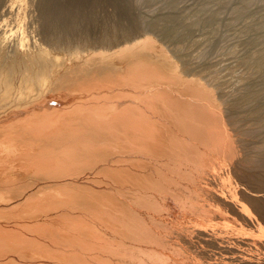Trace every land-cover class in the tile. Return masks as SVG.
Returning <instances> with one entry per match:
<instances>
[{"label": "bare ground", "instance_id": "1", "mask_svg": "<svg viewBox=\"0 0 264 264\" xmlns=\"http://www.w3.org/2000/svg\"><path fill=\"white\" fill-rule=\"evenodd\" d=\"M101 1L102 0H0V18H1L0 23L2 22L6 23L7 17L9 16L14 19V24L8 27L9 33L7 34L6 32L7 29L5 32H3V34L0 33L1 34L0 35V114H2L4 111L14 109V106H16V104H19L16 107L21 108V110L17 111V113H15L13 118H10V120H2L0 118V141L4 143L3 146L10 145L11 146L10 152H12L7 155L9 156L7 160H4L5 159L4 154L0 153V264H109L107 263L108 262L107 254L109 255L110 253L112 254L116 253L119 255V253H117V250L120 249H117L116 246L120 247L121 245V244L117 245L119 243L116 242L117 235L114 234L116 238H114L115 236L113 238L111 237L109 238L108 235H110L111 233L113 235L112 230H114V232L116 231L115 232L116 234L120 230L119 237L121 236V233L122 234L125 233L128 236V238L130 236L131 237L130 239H133L134 242L137 239H141L142 241L139 240L141 241L140 242L141 244L142 242L147 240L145 238L149 239L147 240L148 242L150 241L151 237L155 236L154 238H156V234H158L156 231L159 228L162 227L164 228L165 224L162 222L161 218L159 219L156 216L158 218V220L156 219L157 222H160L161 220L163 225L158 227L156 222L157 230L155 231L153 230L155 228H149V230L150 229L153 230L152 231L153 234L152 233L150 234L151 231H147L148 228L146 226L148 225L149 227V225L151 226V224H147L146 220L148 218H146V220L144 219L145 213L146 214L149 213L146 210H144L143 207L148 206L146 209L150 210L149 206L151 205L148 204L151 200H149V196H152L151 198H153L154 194L156 193L153 192L154 193L153 195L152 194L149 195V193H151L152 191L148 193L147 190H146L147 192L144 190L146 192L145 193L142 190L139 193V195L137 194L140 191L138 189L139 181H137L139 179L137 176L138 174H136L137 173L136 169L135 172L133 170L135 167H137V165L138 167H140L141 164L144 163L142 162L144 161L143 160L144 158L143 159L140 158L142 161H140V159L138 158H135L136 155L132 154L134 151H136V153L140 157H141V155H139L140 151L143 152V154L142 153L141 154L144 155V152L146 150L148 152L145 153L151 152L152 154L150 155L153 156L154 154L155 155L160 154L159 157L161 156V154L163 156V154L170 155L173 153V157L169 156V158L171 157L170 159L171 161L176 162L175 164H178L177 162L180 163L185 162L187 164V165L183 164L185 169L188 168L190 169L185 171L184 168L182 167L183 168L182 171L184 172H181V170L179 171L181 165L178 168V165L176 167V165L174 164L173 169L174 167L176 168L175 170L173 169L171 170L172 167L169 168L170 172L172 171L171 173L174 174L176 173V169L178 168L177 170L179 171L180 174L179 173L176 174H178V176L181 175L182 178L179 176L180 179L179 180L178 178L176 179L177 176L174 178V176L172 175L174 178V181H172L173 178L172 176H169L170 173L167 172L164 173V171L167 170L166 166H171L173 164L168 160L169 158H166L168 161H163V159L160 160L159 158H157V160L159 159L160 162L163 161L161 163L158 162L159 164H163V166L166 167L165 170H163L160 167H157V165L159 164L156 163L157 162V160L155 159L156 156L154 157L151 156V158H149L148 156L149 154L143 156L146 159L147 156L149 159H154L153 163L156 160L155 162L156 165L154 167L157 168L154 171V173L156 171L158 172V170L160 171L161 169L162 171H160L159 173H161L162 175L160 174L159 178H157L158 175H156L154 179L155 181L152 180V177L155 175H153L152 177L149 175L150 177L149 180H144L146 178L145 175V178L143 177L144 179H142L144 181H141L140 179L141 182L140 184L146 186L144 187L146 189L148 188V185L149 187H153L155 190H157L155 191L158 192L157 194L160 193L159 196L160 195L164 196L163 201H165L166 198L167 201L166 203L164 202L163 204H160L162 202L159 203V199H158L159 197H154L152 199V201H155L156 200L155 198H157L158 201L157 203H159L160 205H164L163 207L166 212L168 210V208L166 207L173 208V212L178 211L176 209L174 210V206L172 205L171 202L172 199H174L175 201V199L177 198L176 201L177 200L178 201L176 203H178L184 200L185 198H188L189 196L190 201L187 200L185 203L186 200L185 199L184 203L187 204L189 202L187 204V207L192 211L193 215L195 214L193 213L194 211L193 209L196 210L197 208V211L202 210L201 212H205L207 208L209 209V206H211L210 207L211 209L212 205L220 206L221 207V208L219 207L220 210L222 208L224 210L225 208L226 210L236 211L237 214L241 215L242 211H245V213L246 210L252 211V209H244L245 201L247 202V200L250 203H254V206L256 208L253 207V209H255V212L257 210L258 213L264 214V203L261 201V196H260L261 195L260 193H264V184L263 185L261 184L262 187L260 186V183L258 185L261 187L260 189L263 190V192H259V194H254L253 192L251 193L252 194L251 196L249 195V197L245 196V194L243 195L244 191L242 190L243 192L241 195H243L244 197H243V201L240 200L239 202L238 198H236L238 196V192L236 191L237 196L235 195L236 196L235 197L233 195L234 190L232 191V188L228 187L232 185V187L235 188L233 184H230L232 183V181H230L229 178H231L236 173L233 174L232 176H229V178H227L229 181L228 183L230 185L229 184L226 185V180H225L226 177L224 178L225 182L217 181V179L216 180L212 179V177L215 176L213 174H209L211 175L210 176L211 178L207 177L206 181L205 180L202 181V179L197 178V174L200 173L199 170L202 171L203 168H207L206 166L209 165L208 166L209 168L211 165H214L212 160L215 161V158H217V160L218 158H220L221 162L226 161L225 163H227L228 165L231 164L232 166H236L234 164L235 159L237 160L238 165H240L242 161L246 163L245 161L250 162L252 160L254 161L255 159H256L255 161L262 160L264 162V16H262L264 12H262V14L259 13L261 14L262 17L261 18L258 15V17L261 18L260 20H256L257 18L256 19L254 18V20L256 21H254L253 24L248 22L250 26L247 25V29H252V30L254 29L256 31L255 32L253 30L255 36L253 38L252 37L249 38L250 40H247L248 44L255 47V53L246 54L241 59L240 63H238L239 65H243L245 70L248 71V73H247L246 82H243L244 81L243 77L240 76L242 90L235 97L232 95L234 98L233 97L230 98L228 95L234 91L232 86H234L235 84L231 86L229 85L230 88H232L231 90L233 91L230 90L231 92L230 91L229 93L227 92L228 94L226 95L231 100L228 99L230 100V102L227 100L229 103L226 104V109L224 108L225 111L229 113V115L226 113V116H228V118L230 119L228 120L227 117H225L224 119V117L221 116V114H223L225 111L219 114L220 113L219 110L222 107V103L224 102H218L220 101V98L216 96L217 91H213L215 89L214 86L212 89L211 83L210 85H207V83L206 84L203 83L204 79L206 78L205 76L208 75V72L212 73V79H211L212 81L214 80L216 81L217 78L222 79L221 74H220L221 77H218L220 75L213 74V72L216 73L215 72L216 68L212 66L213 63L206 64V61H203L204 63L201 64L200 62L201 67L199 66L198 68L201 69V72L203 71L207 72V75L203 73L205 76L202 74L204 76V79L201 80L200 79L201 77L198 78L199 77L197 75L198 73H196L197 75L196 77L194 71L192 70L191 71L193 74L191 76L195 75L196 79L194 76H193L194 78H192L191 76H190L191 78L189 77L190 79L186 78V76H188L187 74L190 73L189 70L193 69L190 66L193 62L191 64L188 62L189 55L185 52V50L183 51V49L185 48L184 46L185 41L189 40L188 38H190L189 36L191 35L192 32L193 23H188L184 21L183 17H181L182 15H179L177 13L176 0H167V2L165 1L164 3L166 4H164V6L166 5V7L164 8H166V11L165 9H162L164 10V12L159 13L158 16L156 14L155 15L156 18L154 19H151L150 17L149 18L150 20L146 19L145 17H142L144 21L141 19V16H139L140 18H137L136 17L137 15L135 16L133 14V11L130 8L131 6L128 0H105L108 1V3L111 2L112 6H114L115 12L112 13L111 16L114 17V15L116 14L117 17L116 16H115L116 18L114 17L116 19L115 21L110 19L112 18L110 17L109 20L113 21L111 25L101 28L102 34H100L99 38L94 40V36L92 39L90 31L92 30L91 28L92 25H94V23L102 20V19L99 20L98 18L99 13L96 14L97 13L96 10L98 6L101 5ZM211 1L213 2V0H204L202 7L200 6L201 9L199 11L201 13L203 12V15L198 19V21H204L210 25H215L216 20L220 21L218 20L219 11L217 9L216 10L218 12L212 10L213 8H207V7H212V6H207V5H212V3H210ZM226 1L227 0H215L216 3H219L221 5V7L222 4L223 6H225L224 3L229 2ZM238 1H240L237 2L238 5L235 4L236 7L235 8L233 7L234 11H232V13L234 12V17H239L244 14L251 15V11H252L251 5L253 3H256L258 0H238ZM134 5L137 6V4ZM218 5L216 4V6ZM106 6L110 7L111 5L110 6L106 5ZM133 7L134 6L132 4V8ZM105 8L108 10L107 7ZM112 9H110L111 12L114 10ZM31 13L36 14V19H37V28L32 30L34 34H31L30 31L26 29L27 28L26 18H28L29 14L31 15ZM107 15L105 17H107ZM100 18L103 17L101 16ZM123 18H127V21H125V19ZM144 18L146 19V21ZM105 23H108V20ZM2 24H0V27H3L1 26ZM142 25L143 27L145 26L147 28L153 29L154 31H158L159 35L164 37L163 39L167 38V40L170 39V41L172 39L176 41V44H178L177 42H179L178 45L180 46V48H175L174 42L173 43L170 42L171 44H174L173 47L176 50L175 49H174L175 51L172 49L171 50L177 56L178 61H175L174 59L173 61L171 58H173L174 56L169 58L170 56L166 55L167 51H162L165 50V48H162L164 47L163 43H162L163 45L160 44L162 47L160 45L158 46L160 47V49L158 47L156 49L155 47L159 42H155L156 44L154 47L152 45V42L150 41L152 39H153L152 41H157V40H154L156 38L151 39V37H149L148 35H143V38L144 36H146L149 37L151 40L149 38L140 40L139 38L138 40H135L129 45H125L122 48L114 49L112 51H101V50L91 51V52L83 51L82 48L83 45L91 44L93 42H102L106 44L110 43L112 40L119 38L120 35H122L123 37V34L124 35L129 34L130 32H133L134 29L136 28L138 29V27ZM217 25L219 26L218 22ZM97 26H99V24ZM100 27L97 30H100ZM92 33L96 35L94 31ZM213 35L215 36L216 34ZM218 35L216 36V39H218ZM163 39H161L162 42ZM213 39L215 40V37H213ZM220 40H222L221 37ZM189 41L187 42L189 43ZM206 41H211V39ZM190 42L192 43V41ZM211 42L214 45L215 42H213V40ZM170 43H168V45ZM212 44H208L209 45L208 47H210V45ZM213 45L211 47H213ZM150 46L153 47L150 49ZM181 46L184 48H182ZM218 48H219V44L217 46V49ZM153 49L156 50L153 51ZM171 50L169 51L172 52ZM206 51L208 52L209 50ZM211 51L214 52V49L213 50L211 49ZM215 51L217 52V50ZM163 52L166 53L164 54ZM201 54H203V52H201L200 55ZM190 58L192 59L193 57L191 56ZM206 58L203 60H206ZM210 58L212 61L213 58L212 57ZM191 59H189V61ZM211 61L209 60L210 63ZM175 62L177 64H175ZM233 71L234 74L235 70L233 69ZM99 74L103 75V77L99 76ZM209 75L211 76V74ZM97 76H99V78ZM102 78H109L106 81H108V86L110 87L111 84L116 86V83H118L120 85H130L132 89H130L129 91H123L117 93L115 96H109L108 88H105V90H103L102 88L97 89L99 84L103 82V80H100ZM197 78L198 80L200 79L199 82ZM75 79L76 81H74ZM219 79L216 82H223V80L219 81ZM206 80H209V78L208 79L206 78ZM211 80H209V82ZM67 81H69L71 84L72 81H74L73 87L71 85L72 87L71 90L73 89V91L70 90L69 93L67 91L66 93L67 95L64 98L61 97L63 100L68 101L67 103L63 102L60 104L55 103L54 105L48 104L47 106H43L45 102L43 103V101H41V103L43 104L41 106L40 101H38L37 103H39L41 107L39 106L40 108H34L36 107L37 104L34 103V105H32V103L38 100V99L36 100L35 96H39L40 98L39 95L40 89L38 88L49 82H51L50 84L52 86L53 84L54 85L55 83L59 84L60 82L63 88L62 86L60 87L57 84V86L60 88L58 89V91L63 89L68 90V88L70 89L69 85L67 86L65 85L66 87L64 86V84H66ZM61 82H64V84ZM165 82L168 83L167 84L168 87L170 86L169 84H172L174 86V83H176V86L179 88V90L177 91L178 93L183 89V92H181V94L179 95L182 96L184 94L185 95L181 99H178L176 97L178 96L180 98L181 96H179L178 93L176 92L177 93V96L175 93L176 99H173L174 94H172L173 97L170 94L173 92V87L171 86L172 92L166 93L167 90L171 91V89L170 87L168 88L167 86L166 87L168 89L166 88L167 89L166 91L165 89H163V86H165L166 84ZM214 83L213 85H216L217 87L218 86L222 87V85L225 84L222 83L221 85L220 84L218 85V83L215 84ZM154 84L158 85V87L160 88L156 87ZM161 84H163L162 86V89L164 90V91L162 90L163 93L161 92V86H160ZM177 84L182 86V89ZM227 84L228 81L226 82L225 85L228 86ZM151 85H153L152 87H156L157 89L154 88L152 89ZM238 86L239 85L234 86L235 89ZM146 87L152 89V91L147 90ZM220 87L218 89H220ZM224 87L225 86H223L222 88ZM52 89H55V91L53 90L54 93L57 91V87ZM225 89H229V87L228 88L226 87ZM225 89H223L222 91H224ZM35 90L37 91L39 90L38 92H36L37 94L33 92ZM32 92L35 94L33 95L35 98L34 101L26 99V97L28 95L30 96ZM60 93L61 92H59V94ZM217 93L220 94L219 91ZM63 95L65 94H62V96ZM221 95L223 96V94ZM225 97L223 96L222 98ZM26 102H29L32 105V107L29 106L30 108H25L24 105L26 104ZM216 103H218V107L219 104H221L219 109H217L218 107ZM157 106H160L166 111H169V113L173 115V117L170 115L169 117L167 116L164 117L165 118L167 117V119L169 118L172 119L173 120L172 122L171 120L169 121L173 123L175 126H178L176 127V129L179 128L180 131H178V129L175 130L178 131V133L181 132V134H177L176 132H175L176 134L173 133L174 126H172L171 123H170L171 125L169 124L168 126L170 128L169 131L173 128L171 130V133L170 132L169 134L166 132L164 133L163 126H166L168 122L166 125L163 126L159 125L160 128L162 127V131H161V129L157 124L159 123L158 118L159 117L161 118L162 114H160L161 112L159 113V110H157L161 108L160 107L158 108ZM155 107L156 110L153 111ZM145 108H147L148 112L150 113L146 112L145 110L147 109ZM150 109L151 111H149ZM151 112H153V114L158 113V116L156 115L157 118L152 117ZM153 118H155V120ZM161 120L164 121L165 123V120L160 119V121ZM153 121L157 123L156 125L158 126V128ZM230 122H232L233 125H236V127L232 128L233 127L232 125L231 128L230 126L228 127L227 124ZM161 123L163 122H160L159 124ZM159 129L165 135L163 138L165 140L164 143H162L164 140L162 141V137H161L162 134L160 133ZM232 131H234V133ZM248 146L251 147L249 148ZM114 149H116L117 151ZM125 152H127V154ZM114 153H117L118 155L116 156ZM112 154L115 155L114 158H112L113 157ZM129 154H132L131 157ZM127 155L130 157V159H128L129 163L133 164L134 161L135 163L140 161V163L142 162L140 166L138 163L137 165L134 163L132 165L134 168L132 167L133 169H131V167L128 166L129 163L127 162V160L125 161L126 165L123 166L124 164L123 159H126ZM133 155H135V157H133ZM110 157L114 159V160L110 159L111 161L116 162L117 160L118 162L119 160H121L120 162L123 164L121 165L120 163L119 166L118 164L112 162L113 164H115V166L117 165L118 167H114L113 165H111L110 161L108 164H104L105 162H107L105 160H108V158ZM100 161L101 163L99 164ZM260 161L257 163L259 164ZM150 162L152 161L149 160V163ZM92 164L97 166H94ZM250 164L253 165L252 163H249L248 165ZM217 165L219 167V163ZM256 165L254 164L253 169H255ZM186 166L189 167L186 168ZM89 167H91L92 171H87L88 173L86 172V174H82V177H80L81 181L79 180L78 182L77 179L79 177L78 174L81 171L80 169L89 168ZM261 167H264V165H262ZM141 168L144 169L142 170V172L144 171L143 173L145 174L146 167L144 166ZM211 168H209L208 170L209 171L215 170ZM244 168L247 169L246 166ZM249 168H251V166ZM258 168H256L257 171ZM149 169L151 170L152 168L149 167ZM240 169L241 168H239V170ZM261 169L263 170L264 168ZM137 170L140 171L141 169L140 170L137 169ZM193 170H196L197 174H194ZM218 170L220 169L218 168ZM151 171H153V169ZM247 171L249 172L251 171V169L249 170L247 169ZM254 171L250 173L253 174ZM263 172L264 170L261 171V173ZM80 173H82V171ZM139 173H141V171ZM212 173H214V171ZM222 174H224L223 171ZM229 174L232 173H228L227 176ZM252 174L251 176H253ZM256 174L255 176H257ZM258 174L261 176L263 175L260 174V172ZM104 176L105 177L107 176V179L109 177V179L107 180ZM139 176L141 177V175ZM186 176L188 182L193 183V185L191 186L192 189L191 187L190 188L188 187V189H191L187 191L189 192L188 195L187 192L185 191L187 189L186 188L187 186L185 187V184L181 183L186 188V189L184 187L181 188V189H185L184 192L183 190L180 189V182H179L183 180V177ZM202 176L203 174L201 175V178ZM26 177H28L27 179H29V182L26 179ZM246 177L247 176H244L243 178ZM23 178L26 180L22 181ZM254 178L256 179V177ZM30 179H34L33 180L34 182ZM35 179H36L35 187L30 188L29 186L35 183ZM233 179L235 178H232L231 180ZM187 180L185 181L187 182ZM250 180L253 179H249V183ZM17 182L20 183L15 184L14 186L13 184ZM22 182L25 183L27 182V185L28 183L30 184L32 182L33 183L29 185L28 186L29 188L27 189V187L25 186L26 184L23 183L24 185H22ZM92 182H95L96 185H93ZM258 182H260V179L258 180ZM261 182L264 183L263 181ZM238 183L239 181L237 182V184ZM249 183H247V187L251 185ZM240 184L244 185L242 183ZM18 185H20V187ZM223 185L227 186L226 190L228 191L229 194L224 193V195H221L219 192H217V190L220 188L218 186H221V188H225ZM12 186H14L15 188ZM22 186L24 187L22 188ZM125 186L126 188L127 186H130L129 188L130 190H127L126 188L123 189V187ZM216 186L218 187V189H216ZM251 186L253 187L254 185ZM238 187H236V189ZM243 187L242 189H245ZM11 188H14L15 191L19 189L20 190L16 191L14 194L13 193L14 190H12L13 192L9 190ZM132 188H136V190L139 191L135 193L136 190L134 189L135 190L134 191ZM153 188L151 189L148 188V189L153 190ZM255 188L258 190L259 187H255ZM141 189H143V187ZM9 191L11 192L12 195L9 193ZM182 193L183 195L186 194L187 197L185 195V197L182 198V200L180 201L181 197H183ZM122 195L125 196L128 195L129 197L128 202H130V200L133 198L135 199V201H133L132 199V202L133 203L136 202L135 205L143 204L141 207L143 209L141 210H144L146 212L144 213L143 211L139 210V212L141 211L140 214L143 213V215L137 213L136 211L137 209L135 208L136 206L139 205H136L134 208V205L131 206L130 204V207L128 205V208H126V206H124L123 204L125 202L126 204H128V202L124 200L126 199V197ZM193 196H196L195 197L196 199L192 198ZM120 197H124V199L123 198L122 199L125 202L122 201ZM240 198H242V196ZM199 199H201V201L203 202L201 203ZM139 200L140 201L142 200V202L140 203ZM194 200H196V202ZM122 202L124 203L122 204ZM153 204L155 203L153 202ZM182 204L183 203H180V205L179 203L177 204L180 207V209L185 207L184 204L183 206ZM155 205H154L155 207L158 206V204ZM153 208L154 207L151 208V211ZM183 209L181 213L184 212L185 209L184 210ZM212 209H215V207ZM153 210L154 212L155 211L157 212V210L163 212L162 211L163 208H161V206L160 209L158 207L157 210L156 208H154ZM190 210H188V213ZM134 211L136 214L134 213ZM168 212H170L171 214V211ZM201 212L200 214H203ZM151 213L152 212H150L149 216L151 215ZM196 214L195 217L199 215ZM220 215L221 214H219V216ZM234 215L233 217L235 218L236 216ZM149 216L147 215L146 217ZM150 217L151 219L153 218L152 216ZM228 217H224L223 220L225 218L228 219ZM139 218L141 219V221H139L140 220ZM93 219L94 221L98 220L99 226L100 225L103 226V224H106V226L105 225L104 226L105 227L108 226L111 230V233L110 234L106 233L107 232L106 229L108 227L105 230H103L104 232H101L102 227L100 229L97 228V226L94 225L97 222H94ZM144 220L145 223L143 224ZM231 220L235 221L236 219L235 220L231 219ZM243 220L244 219H242V223ZM99 221H101L102 223ZM140 222H142L143 225ZM195 222L192 223L190 222V223L191 225L192 224L194 225ZM165 223L167 225V221ZM187 223L184 224H186L187 226ZM242 223H240L239 221V224L241 226ZM184 224L183 226L185 227ZM197 224H195L197 229L205 228L204 224L203 227L201 226L202 223L197 222ZM213 224L211 225V227L212 226H213L212 228L216 227V225ZM169 225L171 226V222ZM174 225L171 228H175ZM177 225L178 228L180 224ZM225 225L228 228L227 224L222 225V227H224ZM240 225L239 228L244 227V226L240 227ZM206 226L209 227L210 225L209 226L206 225ZM184 227L183 230L187 229ZM229 227H234V226L229 225ZM168 228H169L168 226L167 228L165 227V231ZM169 230L172 233V230L170 228ZM154 231L156 232V234L154 233ZM165 231L163 232L160 231V232L165 233ZM213 232L214 231L206 232V233L213 234ZM200 233L203 234V232ZM176 234L178 233H175V235ZM184 234L182 236L178 234L179 236H181L182 240H184L183 239ZM230 234L231 232H229V235ZM123 237H120V239L118 240L122 241L121 238ZM154 238L150 242L152 241H154L152 243L156 242L155 248L152 247L153 245L152 243H151L152 249H149L150 246L148 247L146 246L149 249V252L150 250H153L150 252L151 256L150 253L149 254L146 253L148 249L146 247L143 248L145 244H142L140 247V245L139 246L137 245L139 243L138 241L136 245H134V242L131 243L128 242L127 240H123L122 241L123 243L120 242L124 246L126 244V243L124 244L125 241L129 243L126 244L127 246L125 247V249L130 244H132L131 246L134 245V247L138 246L140 248V251L141 248L143 249V251L147 249L145 252L143 251L141 252L143 253V255L144 253L147 254L145 255L147 256L145 257L147 258V260H144L145 258H143V260L140 258L139 249L137 251L138 247L134 249L138 254L137 253L135 254L132 249V252L135 254L137 258L133 257L131 254H129V252H126L129 250L128 248L127 250L125 249L120 250L122 251V253H120L121 256L117 255V257H119L118 260H120V258L124 256H125L124 259H126L127 256L131 255L130 257H128V260L130 261L131 259L132 260L137 259L136 261H134L135 264H137V262H140L139 264L141 263L143 264L144 262L145 264V262H147L149 258L150 260L151 259L154 260L152 263H155L157 261H158L157 263H160L159 259L160 261L164 262V260H161V259H165L164 256L162 254L161 255L159 254L161 250L155 251V249L157 245L161 246L162 243L165 246V242L167 240H165L164 242V238L160 237L159 235L157 240L159 241L160 238L163 240V242L162 240H160V242L162 243H158L157 240L156 241L154 240ZM184 238H186V236ZM107 239L110 241H108ZM174 239H176L175 241L176 243L178 242L177 239L180 238L178 237L175 238L174 236ZM189 239L187 240L186 238L185 239L186 242H188ZM168 243L169 245L171 243L170 247L172 246L175 253H177L178 252L177 248L179 246L176 248V245L179 243H176V245L174 246L172 245V242H167L166 244L168 247H169ZM163 245L161 246L162 248L164 247ZM124 246L121 247L124 248ZM131 248L133 247H130V249ZM157 249L159 248L157 247ZM123 250L125 251L127 256L124 255L125 253L123 254L124 252ZM170 250L172 251V249ZM180 251L183 253L182 249L179 250L178 253H180ZM153 252H155L154 254H157L158 252V255L153 256ZM137 255L139 256V258ZM159 255L160 258L157 260ZM152 256L154 258L158 256L157 258H155L157 261H155V259L152 258ZM109 257L113 258L111 257V255ZM110 258L109 261L110 260L114 261V259H110ZM139 259L142 260L143 262L140 261ZM112 261L110 262V264L113 263ZM115 261L118 263L116 259ZM121 262L122 259L120 260V263ZM124 263L127 264V261ZM147 263L152 264L149 261Z\"/></svg>", "mask_w": 264, "mask_h": 264}, {"label": "rangeland", "instance_id": "2", "mask_svg": "<svg viewBox=\"0 0 264 264\" xmlns=\"http://www.w3.org/2000/svg\"><path fill=\"white\" fill-rule=\"evenodd\" d=\"M105 0H102L101 1V5L100 6H98V8H97V10H96V14H98L99 13V17H98V15H97V17L99 18V20L100 19H102V20H98L99 22H96V23H94V25H92V30L90 31V34H91V36H92V39H93V36H94V40H96L97 38H99L100 37V34H102V30H101V28H104L105 26H110L111 25V23L113 22V21H115L116 19V14L114 15V17H112L111 15H112V13H114L115 12V9H114V6H112V3L111 2H109L108 3V1H105L106 3H108V4H106L105 2H104ZM129 1V4H130V8L132 9V11H133V14L137 17V18H140L139 16H141V19L143 20V18L142 17H145L146 19H148V20H150L149 18L151 17V19H154V18H156V14H157V16H158V14L159 13H161V12H164V10H162V9H165V11H166V8H164V7H166V5L164 6V4H166V3H164L165 1L167 2V0H132V1H130V0H128ZM229 1V2H228ZM106 4V5H111L110 7H108V6H106L104 3ZM132 2V3H131ZM226 2H228V3H224V5L225 6H223V4H222V7H221V5L219 4V3H216L215 2V0H213V2L211 1L210 3H212V5H207V6H212V7H207V8H213L212 10H215V11H221L220 13L218 12V20H220V21H217L216 20V24L215 25H210V24H208V23H206V22H204V21H198V19L203 15V12L201 13L199 10L201 9V7H202V5H203V3H204V0H176V11H177V13L179 14V15H182L181 17H183V19H184V21H186V22H188V23H193V28H192V32H191V35H192V37H191V35L189 36L190 38H188L190 41H192V43L189 41V40H186L185 41V43H184V46H185V48L187 49H185L184 47H182V48H184L183 49V51L185 50V52L189 55L188 56V62L191 64L192 62L194 63V65H193V63L190 65L193 69H190L189 70V72L191 73H188L187 75L188 76H186V78H188V79H190L191 77L192 78H194L195 77V75H196V73H198L197 75L199 76L198 78H200L201 80L202 79H204V76L205 75H207V72H201V69L200 68H198L199 66L201 67V64H203L204 62L203 61H206V64L208 63V64H215V65H213L212 64V66H214V68H216V73H214L213 72V74H217V75H222V79L220 80L219 78H217L216 79V81H218V79H219V81H222L223 80V82H216L214 79V81H212L211 79H212V73L211 72H208V75L207 76H205L207 79L209 78V80H211L210 82H209V80H206V78L204 79V81H203V83H207V85H210V83H211V86H212V89H213V86H214V90L213 91H219L220 92V94H218L217 92H216V96H218L219 98H220V101H218L219 100V98H218V102H224V103H222V107L220 108V106H221V104H219V107H218V103H216L217 104V109H219L220 108V113L219 114H221V112L223 113L224 111H225V109H226V104H228L229 102H230V98H232L233 96L235 97L237 94H239L240 93V91L242 90V84H241V82H240V76H242L243 77V82H246L247 81V73H248V71L247 70H245V68H244V66L243 65H239L238 63H240V61H241V59L246 55V54H254L255 53V47L254 46H252V45H250V44H248L247 43V40H250L249 38H253L254 36H255V34H254V32H253V30L252 29H247V25H249V23H254V21H256V20H260L262 17H261V14H262V12H264V0H258L256 3H253L251 6H252V11H253V13H252V11H251V15L250 14H244V15H242V16H239V17H234V12L232 13V11H234V9H233V7L235 8L236 7V5L235 4H237L238 5V3L237 2H240V1H238V0H227ZM209 3V4H210ZM132 4H133V6L135 7V9H134V7L132 8ZM134 4H137V6L136 5H134ZM216 4L218 5V6H216ZM201 6V7H200ZM221 8H220V7ZM101 7V8H100ZM105 7H107L108 8V10L105 8ZM114 9H112V8ZM104 8H105V10H104ZM136 8H137V10H136ZM219 8H220V10H219ZM100 9V10H99ZM103 9V10H102ZM110 9H112L113 11L111 12V10ZM134 9V10H133ZM217 9V10H216ZM102 10V11H101ZM110 11V12H107V11ZM98 11H100L101 12V15H100V12H98ZM139 13V15H138V13ZM135 12V13H134ZM102 13H103V15H102ZM111 13V14H110ZM259 13H261V14H259ZM105 14V15H104ZM109 16H108V15ZM253 14V15H252ZM107 15V17H105ZM250 15V16H249ZM258 15L261 17V18H259L258 17ZM29 16H32V17H29ZM29 16H28V18H26V29H28L29 31H30V33L31 34H34L33 32H32V30H34V29H36L37 28V19H36V14H33V13H31V15L29 14ZM103 17V18H100V17ZM262 16H264V13L262 14ZM105 17V18H104ZM110 17H112V18H110ZM109 18L110 19H112L113 21H111V20H109ZM144 18V19H145ZM254 18L256 19V20H254ZM259 18V19H258ZM1 19V18H0ZM123 19H125V21H127V18H123ZM140 19V20H141ZM146 19H145V21H146ZM108 20V23H105L106 21ZM141 20V21H142ZM1 21V20H0ZM105 21V22H104ZM144 21V20H143ZM217 22L219 23V26L217 25ZM249 22V23H248ZM3 23V22H2ZM2 23H0V24H2ZM99 24V26H97L98 24ZM110 23V24H109ZM248 23V24H247ZM14 24V19L12 18V17H7V20H6V23H3L1 26H3V27H0L1 28V34H3V32H5L6 31V29H7V34L9 33V31H8V27H10L11 25H13ZM97 24V25H96ZM108 24V25H107ZM251 24V25H252ZM104 25V26H103ZM94 26H95V28H94ZM97 26V27H96ZM101 26V27H100ZM250 26V25H249ZM5 27V28H4ZM99 27H100V30H97V29H99ZM140 27H142V28H140ZM140 27H138V29L136 28V29H134L133 30V32H130L129 34H123V37H122V35H120L119 36V38H117V39H114V40H112L110 43H102V42H93V43H91V44H86V45H83V51L84 52H91V51H97V50H101V51H112V50H114V49H119V48H122L123 46H125V45H129L130 43H132V42H134L135 40H138L139 38H140V40H144L145 38L147 39V38H149V37H151V39L152 38H156V39H154V40H157V41H152L150 38V42H152V45L155 47V42H159V43H157V45H156V49H157V47L160 45V44H162L164 47H162L161 45V47L162 48H165V50H162V51H167V54L166 55H169L168 57L169 58H171V57H173V58H171L172 60L174 59L175 61H178L177 60V56L174 54V52L172 51V50H174L175 48H180V46L178 45L179 44V42H177L178 44H176V41H174V40H172L171 39V41H170V39H168L167 40V38H165V39H163L164 37H162L161 35H159V32L158 31H154L153 29H151V28H147V27H143V25L142 26H140ZM213 27H215V28H213ZM219 27V28H218ZM5 29V30H3V29ZM147 28V29H146ZM95 29V30H94ZM141 29V30H140ZM144 29V30H143ZM151 29V30H150ZM216 30V31H215ZM95 32V34L96 35H94V33H92V32ZM100 32V33H98V32ZM219 33H218V32ZM255 31V30H254ZM217 32V33H216ZM256 32V31H255ZM132 33V34H131ZM141 33H144V34H141ZM0 34V35H1ZM131 34V35H130ZM213 34H216L215 36L213 35ZM219 34V35H218ZM254 34V35H253ZM99 35V36H98ZM143 35H148L149 37H146V36H144V38H143ZM218 35V39H219V41H218V39H216V36ZM11 36V35H10ZM213 37H215V40L213 39ZM220 37L222 38V40H220ZM12 38V37H11ZM141 38H143V39H141ZM161 39H163V42L161 41ZM192 39V40H191ZM209 39H211V41L213 40V42H215L214 43V45L216 46H214L213 44H212V42L211 41H206V40H209ZM159 40V41H158ZM164 40H165V42H164ZM187 41H189V43L187 42ZM153 42H154V44H153ZM167 42V43H166ZM173 43L174 42V44H175V46H174V44H171V43ZM216 42H217V45H216ZM168 43H170L169 45L170 46H172V47H170L169 45H168ZM182 43V44H183ZM206 43V44H205ZM148 44H150V43H148ZM181 44V43H180ZM190 44V45H189ZM208 44H212L213 45V47H211L212 45H210V47H208L209 45ZM218 44H219V48L217 49V46H218ZM190 46V47H188V46ZM205 45H206V47H208V48H206L205 47ZM153 46H150V49L153 47ZM165 46H167V47H165ZM175 48H174V47ZM178 46V47H177ZM170 47V48H169ZM215 47V48H214ZM159 49H160V47H158ZM191 48V49H190ZM156 49H153V51L154 50H156ZM171 50L172 52H170L169 50ZM211 49L213 50L214 49V52L213 51H211ZM176 50V49H175ZM174 50V51H175ZM191 50H193V51H191ZM206 50H209L208 52L206 51ZM215 50H217V52L215 51ZM170 53H169V52ZM191 51V52H190ZM207 52V53H205V52ZM211 51V52H210ZM155 52H157V51H155ZM159 52H161V51H159ZM193 52V53H192ZM201 52H203V54H201L200 55V53ZM209 52H210V54H209ZM164 54L166 53V52H163ZM172 53V54H171ZM192 55H191V54ZM214 53V54H213ZM171 54V55H170ZM195 56H194V55ZM207 54H209V55H207ZM213 54V55H212ZM200 56L201 58H202V60H201V58L200 57H198V56ZM207 55V56H206ZM193 57L192 59L190 58V57ZM204 56V57H203ZM176 57V58H175ZM208 58V60H207V58ZM210 57H212L213 59H214V61H213V59H212V61H211V58ZM199 58V59H198ZM206 58V60H203V59H205ZM189 59H191L190 61H189ZM195 59V60H194ZM196 59H198V60H196ZM173 60V61H174ZM192 60H194V61H192ZM209 60L211 61V63L209 62ZM218 60V61H217ZM197 61H199V62H197ZM215 61H217V62H215ZM200 62H201V64H200ZM174 63V62H173ZM175 64H177L176 62H175ZM197 66H196V65ZM237 65V66H236ZM239 66V67H238ZM242 68H241V67ZM190 67V68H191ZM197 67V68H196ZM232 68V69H231ZM233 69L235 70V73L233 74ZM194 71V74L195 75H193V76H191L193 73H192V71ZM218 70V71H217ZM195 71H197V72H195ZM200 71V72H199ZM203 73H205V75L203 74ZM190 74V75H189ZM204 76H203V75ZM209 74H211V76L209 75ZM224 74V75H223ZM197 75H196V77H197ZM221 75L220 76H218V77H221ZM99 76H102L103 77V75H100L99 74ZM99 76H97L98 78H99ZM191 76V77H190ZM209 76V77H208ZM223 76H225V77H223ZM190 77V78H189ZM196 77H195V79H196ZM211 77V78H210ZM230 79H229V78ZM198 78H197V80H198ZM226 80H225V79ZM109 78H102V79H100V80H103V82L101 83V84H99V86L97 87V89H103V90H105V88H108L109 89V93H108V95L109 96H115L117 93H120V92H123V91H129L130 89H132V87L130 86V85H120V84H118V83H116V86H114L113 84H111V87L110 86H108V81H106V80H108ZM199 79V80H200ZM105 80V81H104ZM199 80H198V82H199ZM224 80H225V82H224ZM230 80V81H229ZM74 81H76V79L74 80ZM74 81H72V84L69 82V81H67L66 82V84H64V82H61V83H63L64 84V86L66 85H69V87H70V89L68 88V90H66V89H63V90H59L58 91V89H60L58 86H62V84H60V82H59V84L58 83H55V85L53 84V86H55V87H53L50 83L51 82H49V83H46V84H44L43 86H41L40 88H38V89H40V98H41V100H40V98H39V96H35L36 97V100L37 101H35V102H33L34 100H35V98H34V96L33 95H35V94H37L36 92H38L37 90H35V91H33V92H35V94L32 92V94L29 96H27L26 97V99H29V100H33V101H31V102H33L32 103V105H34V103H36L35 105H36V107H34V108H40L43 104L41 103V101H43V103H44V105L43 106H47L48 104H51V105H54L55 103H57V104H60V103H67L68 101H65V100H63L62 98H64L67 94V91H68V93L70 92V90H71V88L73 87V82ZM207 81V82H206ZM228 81V86H226L225 84H226V82ZM53 82V81H52ZM55 82H58V81H55ZM84 82H85V80H84ZM209 82V83H208ZM218 83V85L220 84H222V83H225V84H223L222 85V87L223 86H225L224 88H222V87H220V86H216V85H213V83ZM54 83V82H53ZM67 83H69V84H67ZM166 83V82H165ZM214 83V84H215ZM240 83V84H239ZM50 84V85H49ZM57 84H58V86H57ZM167 84L168 83H166L165 84V86H163V84H161L160 86H161V92L163 93V89H165V91L170 87V89H171V91L170 90H167V92L166 93H168V92H172V87H173V92L172 93H170L171 95L172 94H174V97H173V95H172V97H173V99H176V98H178V99H181L183 96L182 95H179V94H181V92H183V89H182V86H180L179 84H177V85H179L180 86V88L182 89H180L181 91H179V93L177 92L178 90H179V88L176 86V83H174V86L172 85V84H169L170 86L168 87L167 86ZM235 84V85H234ZM71 85H72V87H71ZM156 87H158V85H156V84H154ZM231 85H234V86H237V85H239L240 86V88H239V86L235 89V87L234 86H232L233 87V89H234V91L233 90H231L232 88H230V86ZM45 86V87H44ZM52 86V87H51ZM65 86V87H66ZM153 85H151V87H152ZM162 86H163V89H162ZM168 88H167V87ZM172 86V87H171ZM211 86H208V87H211ZM57 87V91L54 93V91H55V89H52V88H56ZM64 87V88H65ZM90 87V86H89ZM156 87H152V89L154 88V89H157ZM165 87V88H164ZM177 89H176V88ZM220 87V89H218ZM228 88L229 87V89H225V88ZM62 88H63V86H62ZM149 88H150V86H149ZM148 87H146V89L147 90H150V91H152V89H149ZM158 88H160V87H158ZM167 88V89H166ZM218 90H217V89ZM239 88V89H238ZM175 89V90H174ZM223 89H225L224 91H222ZM54 90V91H53ZM163 90V91H162ZM227 90V91H226ZM233 91L232 93H230L228 96L230 97H228L226 94H228L229 93V91ZM235 90H237V91H235ZM63 91V92H62ZM71 91H73V89L71 90ZM100 91H102V90H100ZM154 91V90H153ZM230 91V92H231ZM43 92V93H42ZM59 92H61L60 94H59ZM178 93V95L179 96H181L180 98L177 96V93ZM222 92V93H221ZM228 92V93H227ZM111 93V94H110ZM113 93V94H112ZM175 93H176V98H175ZM62 94H65V95H63L62 96ZM170 94H169V96H170ZM221 94H223V96L225 97V95H226V97L225 98H222L223 96L221 95ZM233 95V96H232ZM31 96H33V97H31ZM60 96V97H59ZM30 97H31V99H30ZM62 97V98H61ZM233 97V98H234ZM33 98V99H32ZM222 99V100H221ZM228 99H230V100H228ZM224 100V101H223ZM229 102H228V101ZM38 101H40V105H39V103H37ZM227 101V102H226ZM19 104H16V106H18ZM32 105L29 103V102H26V104L24 105V107L25 108H30V107H32ZM51 105H49V106H51ZM16 106H14V109H12V110H8V111H4L2 114H0L1 115V119L2 120H10V118H13V116H14V114L15 113H17V111H19V110H21V108H19V107H16ZM30 106V107H29ZM40 106V107H39ZM21 107V106H20ZM158 108L160 107V106H157ZM148 108V107H147ZM147 108H145V109H147ZM150 108V107H149ZM161 108V107H160ZM225 108V109H224ZM162 109V110H161ZM161 109H157V110H159V113L160 114H162V116H161V118L159 117L158 119V121H159V123L160 122H163V123H161V124H157V123H155L154 121V124L156 125H160V126H163V125H166L167 124V122H168V124L166 125V126H163V132L165 133H168L169 134V132L171 133V130L174 128V130H173V133L174 134H181V132H179L178 133V131H180V129L179 128H177L178 129V131H176L177 129H176V127H178V126H175L173 123H171L173 120L172 119H167V117H169V115L170 116H172L173 117V115L171 114V113H169V111H166L165 109H163V108H161ZM221 109H222V111H221ZM224 109V110H223ZM156 110V107L153 109V111H155ZM161 110V111H160ZM163 110H165V111H163ZM146 112H148V109L147 110H145ZM149 111H151V109L149 110ZM158 112V111H157ZM163 112V113H162ZM20 113V112H19ZM148 113H150V112H148ZM152 113V117H156L157 118V116H158V113H155V114H153V112H151ZM166 113V114H165ZM169 113V114H168ZM226 113L229 115V113L228 112H224L223 114H225V115H223V114H221V116L222 117H224V119H225V117H227L228 118V116H226ZM164 114V115H163ZM151 115V114H150ZM150 115H149V117H150ZM153 115H155V116H153ZM157 115V116H156ZM160 116V115H159ZM164 116H167L166 118L164 117ZM152 117H151V119H152ZM171 117V118H172ZM154 120H155V118H153ZM160 119H163V120H165V123H164V121H160ZM167 120V121H166ZM169 120H171V122L169 121ZM228 120H230L229 118H228ZM157 121V120H156ZM172 124V126H174L173 128H172V126H171V130L169 131V124ZM170 124V125H171ZM156 125V126H157ZM233 127H232V126ZM158 126H157V128H158ZM160 126H159V128H160ZM227 126L229 127L230 126V128L232 127V128H235L236 127V125H233V123L232 122H230V123H228L227 124ZM166 129H165V128ZM168 127V128H167ZM161 129V131H162V127L160 128ZM160 129H159V131H160ZM168 129V130H167ZM176 129V130H175ZM165 130H167V131H165ZM160 131V133L162 134L161 135V137H162V141L164 140L163 138H164V134H163V132H161ZM176 132V133H175ZM233 133H234V131H232ZM167 134V135H168ZM166 135V136H167ZM11 142V141H10ZM165 142V140L162 142V143H164ZM236 144V143H235ZM4 145V143L3 142H1L0 141V153H3L4 154V157H5V159L4 160H7L8 159V157L9 156H7L9 153H12V152H10V150H11V146L10 145H7V146H3ZM249 148L251 147V146H248ZM114 150H116V149H114ZM117 151V150H116ZM130 152H133V151H130ZM138 152V151H137ZM145 152H148L147 150L145 151ZM144 152V155H142L143 154V152H141L140 151V153H139V155H141V157L140 156H138V154L136 153V151H134L132 154H135L136 155V157H135V155H133V157H135V158H138V159H143L144 161H142L141 159H140V161H142V162H144V163H140V161H138L137 163L139 164V166H140V164H141V166L140 167H138V165H137V163H135V161L134 160H132V161H134V163L137 165V167H133L132 165L134 164H132V163H129L128 162V159H130V157H131V155L132 154H129L130 155V157L128 156V158H127V156H126V159H123V163H121L120 161L121 160H119L118 162H117V160H116V162H113V161H111L110 159H112V158H114V156L116 155H118L117 153H114L115 155H113L112 154V158L110 157V158H108V160H105V161H107V162H105L104 164H108L109 163V161H110V164L111 165H113L114 167H118L117 165L115 166V164H118L119 166H120V163H121V165L123 164V166H125L126 165V160H127V162L129 163V167H131V169H133L134 168V172H135V169H136V171H137V173L136 174H138L137 176H138V179L139 180H137V181H139V190H136V188L138 187V185H137V187L136 188H132L134 191H135V193H137V191H139L137 194L139 195V193L143 190V192H145L146 190L148 191V193L149 192H151V193H149V195H153L154 193H156V194H154V196H153V198L154 197H159L158 199H159V203L160 202H162V203H160V204H163L164 202L166 203V198H165V201H163L164 199V196L163 195H160L159 196V194H157L158 192H155V191H157V190H155L153 187H149V185H148V188H153V190H149L148 188L146 189V188H144V187H146V186H143L142 184H140L141 182H140V179H141V181H144V180H149V175L152 177L153 175H155V176H153L152 177V180L153 181H155L154 179H155V177H156V175H158V177L157 178H159L160 176V174L161 173H159L160 171H162L161 169H163V170H165V168L168 170H165L164 171V173H170L169 174V176H174V178L176 177V179L178 178L179 179V176L182 178V176L181 175H179L178 176V174H176V173H179V171L181 170V172H184V171H182L183 170V168H184V170L186 171V170H190L188 167L190 166L189 164V166H186V168H188V169H185V167H184V165L183 164H186L185 162H182V163H180V162H177L178 164H175L176 162H174V161H171L170 159H171V157H173V153L172 154H167V155H164L163 154V156H162V154H161V156L160 157H162V158H160L159 157V155L160 154H154V156H156V160H157V158H159L160 160H162L163 159V161H170V162H172L173 164L171 165V166H166V167H164L163 166V164H159V163H161V162H163V161H161L160 162V160L158 161L157 160V162H156V160H155V162L157 163V164H159V165H157V167H160L161 169H160V171L158 170V172L156 171L155 173H154V171L156 170V168L157 167H154L156 164H155V162L153 163V161H154V159H149V158H151V156L152 157H154L153 155H150V154H152L151 152H149V153H145ZM126 154H127V152H125ZM142 153V154H141ZM126 154H124V155H126ZM146 154H149L148 156H149V158H148V156H147V159L145 158V157H143V156H145ZM169 156H171L170 158H169ZM175 157V156H174ZM166 158H169L168 160L166 159ZM104 159V158H103ZM164 159H166V160H164ZM112 160H114V159H112ZM145 160H146V162H145ZM149 160L150 161H152V162H150L149 163ZM217 160V158H215V161ZM256 160V159H255ZM245 161L246 163H244V161H242L241 163H240V165L241 166H243V167H241L240 165H238L237 164V160L235 159V165L236 166H232L231 164L230 165H228L227 163H225L226 161H223V162H221V159L220 158H218V163H219V167H218V163H217V161L215 162L214 160H212L213 161V163H214V165H211L209 168H213V169H215V170H208L209 168H208V166H206L207 168H203V170L201 171V170H199V172L200 173H198L197 174V171L196 170H193V173L194 174H197V178L198 179H202V181H206V178L208 177H210L211 175H209V174H213V175H215L214 177H212V179H217V181H224V178H225V180H226V185H228L229 183V181H228V179L227 178H229V176H232L233 174H235V175H233L231 178H229V180L230 181H232V183H230V184H233V186L235 187V188H233L232 187V185H230V186H228V187H231L232 188V191L234 190V196L236 195L237 196V193H236V191L238 192V196L236 197V198H238V201L240 202V200L241 201H243V195L245 194V196H247V197H249V195L251 196L252 194L251 193H253L254 192V194H259V192H263V190H261L260 188L262 187V185L264 184V183H262L261 181H263L264 182V172L263 173H261V171H263L261 168H264V167H261L262 165H264V162L262 161H260V160H257V161ZM101 161H102V159H101ZM101 161L99 162V164L101 163ZM132 161H130V162H132ZM148 161V162H147ZM229 161V160H228ZM260 161V163L258 164L257 162H259ZM19 162V161H18ZM115 163V164H113V163ZM159 162V163H158ZM169 162V163H170ZM232 162H233V160H232ZM231 162V163H232ZM247 162H249V163H252L253 165H248L249 163H247ZM102 163H103V161H102ZM127 163V164H128ZM153 163V164H152ZM180 163V164H179ZM256 163H257V165H256ZM263 163V164H262ZM98 164V165H99ZM145 164V165H144ZM151 164V165H150ZM171 164V163H170ZM170 164H167V165H170ZM174 164L176 165V167H177V165H178V168L180 167V165H181V168L179 169V171L176 169V173H171L170 172V169L169 168H171V170L173 169V166H174ZM254 164L257 166H255V169H253L254 168ZM261 164V165H260ZM92 165H94V164H92ZM136 165H134V166H136ZM148 165V166H147ZM187 165V164H186ZM248 165V166H247ZM258 165H260V166H258ZM94 166H97V165H94ZM146 167L145 168V174L142 172V170H144L143 168H141V167ZM214 166V167H213ZM221 166V167H220ZM223 166V167H222ZM227 166V167H226ZM229 166V167H228ZM247 167V169L249 170V169H251V171H247V169H245L244 167ZM251 166V168H249ZM253 166V167H252ZM91 167H93V166H91ZM91 167H89V168H82L83 170H84V172H83V170L82 169H80L81 171H82V173H80L79 172V177H78V175H77V177H78V179H77V181L79 182V180H80V177H82V174H86V172L87 171H92L91 170ZM133 167V168H132ZM149 167L150 168H152L153 169V171H151L150 169H149ZM164 167V168H163ZM176 167H174V169L173 170H175V168ZM235 167V168H234ZM259 167V168H258ZM211 168V169H212ZM218 168L220 169V170H218ZM222 168V169H221ZM239 168H241L242 169V171H241V169L239 170ZM244 168V169H243ZM256 168H258V171L260 172V174H263L262 176L261 175H259L258 173V171H257V169ZM86 169V170H85ZM87 169H89V170H87ZM92 169H94V168H92ZM137 169H141L140 171H141V173H139L140 171H138ZM204 169H205V172L208 174H206L205 172H204ZM216 169H217V171H216ZM225 169V170H224ZM253 169V170H252ZM149 172H148V171ZM239 170V171H238ZM247 171V173H246V171ZM257 172V174H256V172ZM261 170V171H260ZM178 171V172H177ZM209 173H208V172ZM214 171V173H212ZM222 171H223V173L224 174H222ZM227 171V172H226ZM241 171V172H240ZM252 171H254V173L257 175V176H255V174L253 173H250V172H252ZM175 172V171H174ZM221 172V173H220ZM239 172V173H238ZM88 173V172H87ZM142 173H143V176H142ZM149 173H151V174H149ZM159 173V174H158ZM225 173H232V174H229L228 176H227V174H225ZM242 173V174H241ZM180 174V173H179ZM200 174V175H199ZM203 174V176H202V178H201V175ZM220 174V175H219ZM238 174H240V175H238ZM243 174H244V176H247L248 177V179H247V177L246 178H243L244 176H243ZM247 174V175H246ZM251 174L253 175V176H251ZM139 175H141V177L139 176ZM145 175H146V178H145ZM162 175V174H161ZM199 175V176H198ZM219 175V176H218ZM225 175V176H224ZM243 177H242V176ZM173 176H172V178H173ZM217 176V177H216ZM224 176V177H223ZM237 176V177H236ZM105 177V176H104ZM145 179H144V178ZM147 177H148V179H147ZM200 177V178H199ZM204 177H205V179H204ZM254 177H256V179L254 178ZM258 177V178H257ZM28 177H26V179H27ZM106 179H107V176L105 177ZM156 178V179H157ZM174 178L172 179V181H174ZM185 178V179H184ZM187 178V176L186 177H183V180H181V181H179L180 182V189L181 188H183L184 186H183V184H185V187L187 188H185V189H181V190H185L186 192L187 191H189V190H191L192 189V185H193V183L192 182H188V180L186 179ZM211 178V177H210ZM219 178H220V180H219ZM232 178H235V179H233V180H231ZM238 178V179H237ZM243 180H242V179ZM262 178H263V180H262ZM26 179H22V181H24V180H26ZM108 179H109V177H108ZM107 179V180H108ZM142 179H144V180H142ZM170 179H171V177H170ZM175 179V180H176ZM188 179H189V177H188ZM222 179V180H221ZM249 179H253V180H250V183H249ZM260 179V182H258V180ZM28 180V182H29V179H27ZM30 180H34V179H30ZM180 180V179H179ZM185 180H187V182L185 181ZM235 180H237V181H235ZM255 180V181H254ZM21 181V180H20ZM81 181V180H80ZM183 181V182H182ZM192 181V180H191ZM239 181V183L237 184V182ZM243 181V182H242ZM247 182V183H249V184H251V185H254L253 187L251 186V185H249L248 187H247V183H245V182ZM251 181H252V183H251ZM34 182V181H33ZM32 182V183H33ZM185 182V183H184ZM225 182V181H224ZM255 182H258V183H255ZM18 183H20V182H17V183H14L13 185L15 186V184H18ZM23 183H25V182H22V185H24ZM31 183V184H32ZM95 182H92V184L93 185H96V183L94 184ZM181 183H183V184H181ZM240 183H242V184H244V185H241ZM259 183H260V186H258L259 185ZM26 185V187H27V189L30 187V188H34L35 187V185H36V179H35V183L33 184V185H31L30 183H28V185H27V182L25 183ZM189 184V185H188ZM237 184V185H236ZM256 184V185H255ZM262 184V185H261ZM21 185V184H20ZM20 185H18L19 187H20ZM29 185H31V186H29ZM171 185V184H170ZM226 185H223L225 188H221V186H218V187H220L219 189H218V187L216 186V189H218L217 190V192H219L221 195H224V193L225 194H229L228 193V191L226 190ZM14 186H12V187H14ZM17 186V185H16ZM29 186V187H28ZM182 186V187H181ZM239 186V187H238ZM243 186H245V187H243ZM24 186H22V188H23ZM143 187V189H141ZM170 187V186H169ZM172 187V186H171ZM188 187L190 188L191 187V189H188ZM236 187H238L237 189H236ZM242 187L243 188H245V189H242ZM250 187V188H249ZM255 187H259L258 188V190L255 188ZM15 188V187H14ZM14 188H11V189H9V190H14ZM18 188V187H17ZM126 188V186L125 187H123V189H125ZM130 188V186H127V190H130L129 189ZM241 188V189H240ZM225 189V190H224ZM241 191H240V190ZM250 189H251V191L252 190H254V191H250ZM20 190V189H19ZM19 190H16V191H19ZM132 190V191H133ZM145 190V191H144ZM169 190H170V188H169ZM220 190H222V191H220ZM244 191V193H243V195H241L242 194V192ZM248 191V192H246V191ZM15 190H14V194H15V192H16ZM133 191V192H134ZM146 191V192H147ZM184 191V192H185ZM224 191H226V192H224ZM255 191H256V193H255ZM142 192V193H143ZM145 192V193H146ZM154 192V193H153ZM182 192V191H181ZM223 194H222V193ZM258 192V193H257ZM9 193L11 194V192L9 191ZM127 193V192H126ZM130 193V192H129ZM147 193V194H148ZM188 193L189 192H187V195H188ZM236 193V194H235ZM240 193V194H239ZM248 194V195H247ZM261 195V201L264 203V193H260ZM12 195V194H11ZM157 195V196H156ZM185 195L186 194H184L183 195V193H182V196L183 197H181V199H180V201L182 200V198H184L185 197ZM187 195H186V197H187ZM122 196H124V197H126V199H124V197H120L121 199L123 198L125 201H129V197H128V195L127 196H125V195H122ZM242 196V198H240ZM152 196H149V200H151L150 202H149V204L148 205H151L152 206V204H153V202L155 203V204H158V206L157 207H155L156 205L155 204H153V206L152 207H154V208H156V210H157V208L159 207V209H160V206H161V208H163V212H161V211H159V210H157V212L159 213H157L156 211L154 212V208L152 209V211H151V206H149V208H150V210L149 209H146L147 207H143L144 208V210H146L149 214H150V212H152L151 213V215L150 216H152L153 218L151 219V217L149 216V214H146L145 212L146 211H144V210H141V209H143V208H141L142 207V205H140V204H136V205H139V206H136L135 205V203L136 202H132V199H131V197H130V202H128V204H126V202L122 199V201H124V202H122V204L124 205V206H126V208H128V205H129V207H130V204H131V206L132 205H134V208H135V206H136V208L135 209H137L136 211H137V213H139L140 214V212L141 211H143L144 213H145V215H144V217H142V218H144L145 220H146V218H148L146 221H147V224H151V226L149 225V227H148V225L146 226L148 229H147V231H151L150 232V234L152 233V231L153 230H157V226H156V222H157V220H158V218L160 219H162V222L165 224L164 225V230L162 229V228H159L156 232L159 234V232L160 231H165V227L167 228V226L172 230V233H171V231L169 230V228L168 229H166V231H165V233H162V232H160V237H162V238H164V242H165V240H167L166 242H165V246L163 245V240L162 239H160L159 238V241L157 240V238L159 237V235L158 234H156V232L154 231V233L156 234V238H154L155 236V234L153 235L154 237H151V239H150V241L151 240H153V238H154V240L156 241L157 240V242L158 243H162L161 244V246L163 245L164 247L162 248L160 245H157V247L159 248V249H157V247H156V249H155V251L157 250H161L160 252H159V254L161 255H163L164 256V258L165 259H161V260H164V262H166V263H164L163 261H160V255H159V257L157 258V257H155V258H157V260L159 259V262L160 263H157L158 261L153 257V256H156V255H158V252H157V254H154L155 252H153V256H152V258H154L155 259V261H157V262H155L156 264H264V214H260V213H258L257 212V210H256V212H255V209H253V207H255L254 206V203H250V202H248V200H247V198H246V200H247V202L248 203H250V204H248L246 201H245V206H247V207H245L244 206V209H252V211L251 210H246V213H247V215H246V213H245V211H242L241 212V215L240 214H237V212L236 211H231V210H226L225 208H224V210H223V208L220 210L219 209V207L220 206H217V205H212V208H214L215 207V209H212V212H211V209H210V207L211 206H209V209L207 208L206 209V214H205V212H201L200 210H198L199 211V213H198V211H197V208H196V210L195 209H193L194 211H193V213H195L196 214V211H197V214H199V215H197L196 217H195V214L193 215L192 214V211L187 207V204L189 203H187V204H185L186 203V201L188 200V201H190V198H189V196H188V198H185L184 200H185V203H184V200H182L181 202H178L179 203V205H180V203H183L184 204V206L185 207H187V208H185V207H183V208H181L180 209V207L177 205L178 203H176L177 201H176V199H175V201H174V199H172V205L174 206V210L176 209V210H178V211H176V212H173V208H169V207H166V208H168V210H167V212L164 210V205H160L159 203H157L158 201H157V198H155L156 200V202L155 201H152V199L153 198H151ZM196 196H193L192 198H194V199H196L195 198ZM151 198V199H150ZM235 198V199H236ZM200 200V202L202 203L203 201H201V199H199ZM133 201H135V199H133ZM140 201V200H139ZM195 202H196V200H194ZM142 202V200L140 201V203ZM199 202V203H200ZM133 203V204H132ZM152 203V204H151ZM174 204H176L177 205V207H176V205H174ZM183 204H182V206H183ZM247 204V205H246ZM251 204H252V206H251ZM155 205V206H154ZM244 205V204H243ZM206 206V205H205ZM214 206V207H213ZM217 206V207H216ZM138 207V208H137ZM251 207V208H250ZM80 208V207H79ZM78 208V209H79ZM133 208V207H132ZM179 208V209H178ZM219 210H218V209ZM221 208V207H220ZM256 208V207H255ZM182 209L184 210V212H182L181 213V211H182ZM186 209H188V210H190L189 211V213H188V210H186ZM139 210H141L140 212H139ZM149 210V211H148ZM208 210V211H207ZM216 210V211H215ZM168 211H171V214H170V212H168ZM185 211H186V213H185ZM214 211V212H213ZM250 211V212H249ZM200 212L201 213H203V214H200ZM208 212V213H207ZM228 212H229V214H228ZM248 212H249V214H248ZM253 212V213H252ZM134 213H135V211H134ZM154 213V214H153ZM163 213V214H162ZM165 213V214H164ZM169 213V214H168ZM185 215H184V214ZM191 213V214H190ZM230 213H231V216H230ZM255 213V214H254ZM136 214V213H135ZM139 214H137V215H139ZM161 214V215H160ZM182 214V215H181ZM219 214H221L220 216H219ZM235 214V215H234ZM140 215H143V213L142 214H140ZM149 216V217H146V216ZM154 215H155V217H154ZM160 215V216H159ZM172 215V216H171ZM218 215V216H217ZM224 217H228V219L227 218H225L224 220H227V221H224L223 220V216ZM233 215L234 216H236L235 218L233 217ZM244 215V216H243ZM140 217V216H139ZM166 217V218H165ZM168 217V218H167ZM185 217V218H184ZM221 218V219H219V218ZM231 217V218H230ZM141 218V217H140ZM139 218V219H140ZM150 218V219H149ZM164 218V219H163ZM172 218H175V219H172ZM192 218V219H191ZM229 218H230V220H229ZM92 219V218H91ZM154 219V220H153ZM157 219V220H156ZM166 219V220H165ZM189 221H188V220ZM231 219H233V220H235V221H232ZM240 219V220H239ZM242 219H244L243 220V223H242ZM97 220V219H96ZM145 220H144V222H143V224L145 223ZM164 220V221H163ZM174 220V221H173ZM187 220V221H186ZM194 220V221H193ZM240 221V223H242V226H244L243 228H239V221ZM93 221H94V219H93ZM139 221H141V219L139 220ZM150 221V222H149ZM155 221V222H154ZM167 221V225H166V222ZM196 221V222H195ZM208 221V222H207ZM210 221H211V224H210ZM94 222H97L96 224H94L95 226H97V228H101V232H104L103 230H105L107 227H105L106 226V224H103V226H99L98 225V220L97 221H94ZM99 222H101V221H99ZM160 222H161V220H160ZM157 222V225H158V227H160V226H162L163 225V223L161 222ZM169 222V223H168ZM170 222H171V226L169 225L170 224ZM178 222H181V223H178ZM183 222V223H182ZM188 222V223H187ZM192 222H195L194 223V225L195 224H197V222L198 223H202L201 224V226L203 227V224L205 225V228H199V229H197V227H196V225L194 226L193 224L191 225V223ZM102 223V222H101ZM141 224H142V222H140ZM152 223H154V224H152ZM160 225H159V224ZM174 223H175V225H174ZM184 223H187V226H186V224H184ZM209 223V224H208ZM214 223V224H213ZM142 224V225H143ZM177 224H180L179 225V227L177 228ZM183 224L185 225V227L183 226ZM216 225V227H214V228H212L211 227V225ZM224 224H227V226H228V228L226 227V225L224 226V227H222V225H224ZM238 224V225H237ZM154 225H155V227H154ZM175 226V228H171L172 226ZM182 225V226H181ZM206 225H210L209 227H207ZM229 225L230 226H234V227H229ZM145 226V225H144ZM197 226H198V224H197ZM200 226V225H199ZM218 226V227H217ZM241 225H240V227H242ZM145 227V228H146ZM182 229H181V228ZM183 227L184 228H187V229H184L183 230ZM189 227H192V228H189ZM193 227H195V228H193ZM212 229H211V228ZM222 229H221V228ZM226 227V228H225ZM149 228H155V229H153V230H149ZM180 228V229H179ZM206 228H209V229H206ZM234 230H232V229ZM175 229H176V231H175ZM202 229V230H201ZM207 230V231H205V230ZM218 229V230H217ZM225 229V230H224ZM107 232L106 233H111V230H110V228L108 227L107 229ZM178 230V231H177ZM182 231V232H180V231ZM197 230V231H196ZM216 230V231H215ZM227 230V231H226ZM228 230H230V231H228ZM108 231H110V232H108ZM146 231V230H145ZM169 231V232H168ZM199 231V232H198ZM211 231H214L213 232V234L212 233H206V232H211ZM224 231V232H223ZM112 232H113V235H112V233L110 234V235H108L109 236V238L111 237V238H113L115 235H117V238H116V236L114 237V238H116V242H119L117 245H119V244H121L120 245V247H118V246H116L117 247V249H120V250H122V249H125V247L127 246L126 244L128 243V242H131V243H133L134 242V240L133 239H130L131 237L129 236V238H128V236L124 233V234H122L121 233V236L120 237H125V239H124V237L123 238H121L122 239V241L123 240H127L128 242H124V244H125V246L124 245H122V241H120V240H118V239H120V237H119V233H120V230H119V232L116 234L115 232H114V230H112ZM125 232V231H124ZM200 232H203V234L202 233H200ZM224 233V235H223V233ZM225 232H228V233H225ZM229 232H231V234L229 235ZM105 233V234H106ZM167 233V234H166ZM175 233H178L179 235H183L184 233V236H183V239L184 240H182V238H181V236H179L178 234H176L175 235ZM181 233V234H180ZM183 233V234H182ZM206 233V234H205ZM216 233H218V234H216ZM222 235H221V234ZM241 233V234H240ZM115 234V235H114ZM153 234V233H152ZM164 234V235H163ZM170 235V237H169V235ZM189 236H187V235ZM226 234V235H225ZM228 234V235H227ZM236 234V235H235ZM237 234H238V236H237ZM102 235H103V233H102ZM157 235H158V237H157ZM161 235H163V236H165L166 237V239H165V237H163V236H161ZM168 235V236H167ZM240 235H241V238H240ZM245 236V237H243V236ZM107 236V237H108ZM174 236H175V238H180V239H177V241L178 242H176V243H179V244H177L176 245V243H175V241H176V239H174ZM186 236V238H187V240L189 239V241L188 242H186V238H184ZM247 236V237H246ZM119 237V238H118ZM170 239H169V238ZM104 238H106V237H104ZM130 239V240H128V239ZM243 238V239H242ZM245 238H247V239H245ZM145 239H147V240H149L148 238H145ZM173 239V240H172ZM210 241H209V240ZM108 240V239H107ZM139 240H141V239H137L135 242H134V245H136L137 244V241L139 242L137 245L139 246L140 245V247H141V245L142 244H145L144 246H143V248L144 247H148V246H150L149 247V249H152V247L153 248H155V246H156V242L155 243H152V242H154V241H152V242H148L147 240H143L144 242H142V244L140 243L141 241H139ZM160 240H162V242H160ZM170 240V241H169ZM212 240V241H211ZM108 241H110V240H108ZM112 241V240H111ZM120 242H122V243H120ZM167 242H172V245H176V248L178 249V252H179V250H183V253L180 251V253H175V251L173 250V247L171 246L170 247V245H171V243H170V245H169V243H168V245H169V247L167 246ZM154 245H152V244ZM129 244V243H128ZM132 244H130L129 246L130 247H133V248H131L130 249V247L128 246L125 250H127L128 248H129V250L128 251H126V252H129V254H131L133 257H135V258H137L136 256H135V254L137 253L136 252V250H134L135 248H137L136 246L134 247V245L133 246H131ZM151 245H152V247H151ZM121 246H124V248L123 247H121ZM146 247V248H147ZM166 247H168V248H166ZM172 249V251L170 250V249ZM132 249H133V252L135 253H133L132 252ZM138 249H139V251H140V248L138 247L137 248V251H138ZM148 249V248H147ZM147 249H145V251L147 250ZM149 249H148V251L146 252L147 254H149L151 251H153V250H150V252H149ZM163 249V250H162ZM168 249V250H167ZM120 250H117V253H119V255L118 254H116V253H110L109 255L107 254V256H108V262L107 263H109L110 264V262L112 261V260H110L109 261V256L111 255V257H113V258H110V259H114V261H112L113 263L115 262L116 264H125L124 262H126L127 261V264H128V262H129V264H131V262H132V264L134 263L135 264V262L134 261H136V260H128V257H130V256H127L126 255V253H125V251L123 252V254L124 255H126L127 256V258L126 259H124V257H121L120 258V260L122 259V262L120 263V260H118L119 259V257H117V255L118 256H121V254L120 253H122V251H120ZM176 250V249H175ZM130 251H131V253H130ZM143 251V249L141 248V251H140V253H139V256H140V258L143 260V258H145V257H147V256H145V255H147V254H145L144 253V255H143V253H141ZM145 251H143V252H145ZM174 251V252H173ZM162 252H164V253H162ZM133 253V254H132ZM116 254V255H115ZM123 254H122V256H123ZM128 254V253H127ZM138 254V253H137ZM141 254H142V256H141ZM181 254V255H180ZM184 254V255H183ZM116 256V257H115ZM138 256V255H137ZM139 256H138V258H139ZM150 256H151V253H150ZM162 258V257H161ZM115 259L118 261V263L115 261ZM125 261H124V260ZM130 259V258H129ZM140 260V259H139ZM142 260H140V261H142ZM144 260H147V258H145ZM152 260V259H151ZM150 260V258L148 259V261L149 262H153L154 260H152L151 261ZM147 261V262H148ZM143 262V261H142ZM147 262H145V264H150V263H147ZM112 263V264H113ZM114 263V264H115ZM140 262H137V264H139ZM155 263H152V264H155ZM142 264V263H141ZM143 264H144V262H143Z\"/></svg>", "mask_w": 264, "mask_h": 264}]
</instances>
